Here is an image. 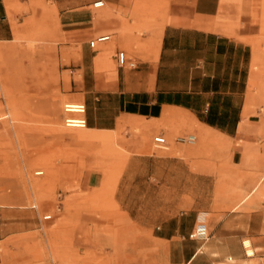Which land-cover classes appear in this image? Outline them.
<instances>
[{"label":"crops","instance_id":"obj_1","mask_svg":"<svg viewBox=\"0 0 264 264\" xmlns=\"http://www.w3.org/2000/svg\"><path fill=\"white\" fill-rule=\"evenodd\" d=\"M95 1L0 0L2 56L58 21V52L78 76L64 75L62 95L85 104L87 128L125 132L127 174L141 175L146 188L159 190L157 204L178 213L160 221L157 238L191 240L196 215H212L208 244L186 245L178 263L264 264V0H169L164 17L140 35L130 26L137 0H102L112 13L102 20L93 17L104 7ZM42 51L54 53L49 44ZM118 51L136 66H118ZM188 134L194 143L176 141ZM156 135L164 146L154 144ZM221 157L241 175L229 196H215ZM204 181L211 201L199 210ZM246 238L255 254L244 259Z\"/></svg>","mask_w":264,"mask_h":264},{"label":"rangeland","instance_id":"obj_2","mask_svg":"<svg viewBox=\"0 0 264 264\" xmlns=\"http://www.w3.org/2000/svg\"><path fill=\"white\" fill-rule=\"evenodd\" d=\"M169 4L137 0L131 31L149 32ZM93 12L98 20L112 17L106 6ZM63 37L56 21L55 29H38L23 46L17 43L3 56L0 50V262L181 264L186 245L208 243L157 238L160 221L178 213L157 204L159 190L146 188L141 175L127 174V152L119 141L125 132L63 125L62 104L76 101L62 95V81L68 74L78 79L76 65L67 67L58 52ZM46 44L53 54L42 51ZM218 165L215 196L234 194L240 173L224 157ZM206 186L200 182L199 210L211 201ZM45 214L52 218L42 220ZM211 216L199 213V219Z\"/></svg>","mask_w":264,"mask_h":264},{"label":"built area","instance_id":"obj_3","mask_svg":"<svg viewBox=\"0 0 264 264\" xmlns=\"http://www.w3.org/2000/svg\"><path fill=\"white\" fill-rule=\"evenodd\" d=\"M92 6L94 8H99L104 6V2L102 0L95 1ZM109 39L108 35L97 37L96 39H93L89 42L90 47H94L99 42H104ZM116 59L117 64L120 67H128V68H134L136 66V63L128 58L124 51H118L116 53ZM86 106L83 102H66L63 104L62 107V122L63 125L67 128H86L87 122H86ZM176 141L180 143H194L195 136L193 134H188L184 136L177 137ZM153 142L157 146H164L166 144V139L162 135H156L153 137ZM40 175V174H37ZM200 213V212H199ZM199 213L196 215V221L189 232V239L197 242L206 241L209 237V228H208V217H204L202 219H199ZM51 218L50 214H46L42 216V220H49ZM247 239V238H246ZM241 247L243 250V254L245 257L250 258L253 257L255 254V250L251 243L245 244V239L241 241ZM252 247L253 253L249 254L247 252V248ZM184 264H195L193 262V259L190 258L187 261L184 262Z\"/></svg>","mask_w":264,"mask_h":264},{"label":"bare ground","instance_id":"obj_4","mask_svg":"<svg viewBox=\"0 0 264 264\" xmlns=\"http://www.w3.org/2000/svg\"><path fill=\"white\" fill-rule=\"evenodd\" d=\"M66 102H71V103H73V101H66ZM66 102H64V103H66ZM63 103V104H64ZM63 104H62V107H63ZM79 130H80V128H79ZM42 172L40 171V172H36L35 174H41ZM35 187H37V186H35ZM46 215V214H45ZM51 215V214H50ZM51 218H52V215H51ZM50 218V219H51ZM49 219V220H50ZM250 243V241L249 240H245V244L247 245V244H249ZM201 249H202V247H201ZM247 252L249 253V254H252L253 253V248L252 247H248L247 248Z\"/></svg>","mask_w":264,"mask_h":264}]
</instances>
